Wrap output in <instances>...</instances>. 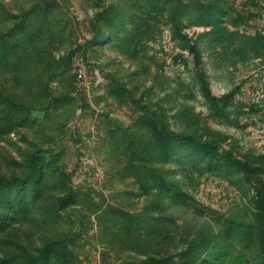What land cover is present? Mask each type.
I'll list each match as a JSON object with an SVG mask.
<instances>
[{"label": "rangeland", "instance_id": "rangeland-1", "mask_svg": "<svg viewBox=\"0 0 264 264\" xmlns=\"http://www.w3.org/2000/svg\"><path fill=\"white\" fill-rule=\"evenodd\" d=\"M0 264H264V0H0Z\"/></svg>", "mask_w": 264, "mask_h": 264}, {"label": "trees", "instance_id": "trees-1", "mask_svg": "<svg viewBox=\"0 0 264 264\" xmlns=\"http://www.w3.org/2000/svg\"><path fill=\"white\" fill-rule=\"evenodd\" d=\"M177 138L180 140V141H186L189 139V137L187 135H184L182 133H179V134H176ZM263 208V207H262Z\"/></svg>", "mask_w": 264, "mask_h": 264}, {"label": "built area", "instance_id": "built-area-1", "mask_svg": "<svg viewBox=\"0 0 264 264\" xmlns=\"http://www.w3.org/2000/svg\"><path fill=\"white\" fill-rule=\"evenodd\" d=\"M83 75H84V73L82 72V70H79V77H80V79H82Z\"/></svg>", "mask_w": 264, "mask_h": 264}]
</instances>
